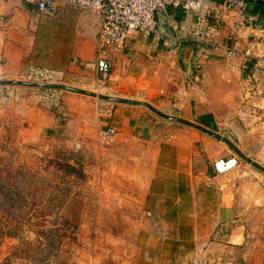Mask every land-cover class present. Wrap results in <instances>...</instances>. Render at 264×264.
I'll use <instances>...</instances> for the list:
<instances>
[{"label": "crops", "instance_id": "1", "mask_svg": "<svg viewBox=\"0 0 264 264\" xmlns=\"http://www.w3.org/2000/svg\"><path fill=\"white\" fill-rule=\"evenodd\" d=\"M223 1L211 0L209 9L214 5L217 11L221 10ZM245 1V10L222 15L217 45L201 44L204 47L198 60L201 67L194 70L192 78L189 75L187 78L194 83L204 76L210 77V73L214 77L222 66L218 59L224 56L219 45L231 46L239 40L245 47L255 42L260 58L253 60L255 69L244 80V101L255 100L260 108V103H264V17L254 13L253 8L259 5L256 2L264 4V0ZM87 12L63 0H54L53 7L49 5L44 13L22 0L0 2V56L8 60L11 56L29 54L52 57V60L62 56L60 60L64 64L56 69L49 65L28 68L63 75L61 69L66 70L67 64L81 62V66L90 67L95 75L93 63L100 20L92 13V26H89ZM164 12L173 24L178 47L194 42L188 33L195 27L196 15L171 7ZM165 42L168 41L160 32L128 40L124 51L114 57L108 81L101 87L103 95L138 101L134 93L146 75V71L136 65L141 59L138 55L146 53L147 59L152 60L157 50L166 49ZM177 53L178 48L175 55ZM180 55L179 67L186 72L183 53ZM205 61L210 62L204 65L202 74ZM245 62L237 58L223 66L240 71ZM253 82L255 85H250ZM188 95L189 98L174 106L179 109L175 117L210 130L200 118L211 116L216 125V115L202 108L195 90ZM200 97L205 98L204 92H200ZM208 97L211 101L219 95L212 93ZM64 101L67 109L77 114L67 121L64 134L78 140L88 155L95 144L96 166L103 184L111 186L122 197L130 198L138 232L135 242L138 249L131 258L132 263L233 264L232 250L245 244L248 235L234 209L235 185L231 179L241 170H236L239 168L237 158L224 143L195 128L166 122L142 106L113 104L110 116L104 118L98 114V101L76 96H67ZM85 108H90V112ZM45 123L50 130L53 121L48 118ZM106 128L116 131L109 145L98 140V132ZM249 133L244 138V155L264 167V138L257 140L260 144L254 143ZM229 161L236 164L234 168L216 173L215 164L225 165ZM247 172L258 186V199L264 205V174Z\"/></svg>", "mask_w": 264, "mask_h": 264}, {"label": "rangeland", "instance_id": "2", "mask_svg": "<svg viewBox=\"0 0 264 264\" xmlns=\"http://www.w3.org/2000/svg\"><path fill=\"white\" fill-rule=\"evenodd\" d=\"M87 13L92 26L93 14ZM168 50H157L152 60L139 53L136 65L146 75L136 88V99L175 117L179 109L174 106L195 90L202 108L216 115L212 131L229 139L243 154L247 132L260 144L264 103L259 108L255 100L244 101L248 75L244 77L242 69H226L223 65L228 60L223 56L214 77L210 73L191 83L179 67L180 51L175 55ZM60 59L34 54L9 60L0 56V80L28 81L29 66L56 69L64 64ZM209 62L202 63V74ZM78 64L61 69L64 74L57 84L104 94L94 85L92 69ZM201 91L205 98L200 97ZM212 93L219 98L210 101ZM67 96L101 102L63 91L0 86V264H134L131 258L138 249V232L130 198L103 184L95 144L88 155L78 140L64 134L67 121L77 117L66 107ZM48 118L53 121L50 130L45 123ZM232 154L237 158L236 170H241L231 179L234 209L248 235L245 244L232 250L233 264H264V205L247 172L259 171Z\"/></svg>", "mask_w": 264, "mask_h": 264}, {"label": "built area", "instance_id": "3", "mask_svg": "<svg viewBox=\"0 0 264 264\" xmlns=\"http://www.w3.org/2000/svg\"><path fill=\"white\" fill-rule=\"evenodd\" d=\"M9 0H0L5 3ZM27 5L36 6L38 11H48V6L53 7L54 0H22ZM65 3L95 14L100 20L99 30L96 36V51L93 69L95 71V86L101 88L108 81L113 67L114 57L124 51L128 40L136 36L150 37L158 33L156 12L159 9L168 7L193 12L196 15L194 29L188 33L193 41L199 44L217 45L220 37L219 24L222 15L232 11H242L247 8L245 0H224L219 11L216 7H210L211 0H63ZM211 21V22H210ZM167 53H176L168 42L164 43ZM226 60L242 59L256 60L260 58L259 47L255 42L242 46L239 40H235L231 46L219 45ZM201 67L197 63L195 71ZM28 82L52 83L62 78L58 72L42 70L30 67L27 71ZM57 102V101H56ZM57 105V104H56ZM113 104L100 102L98 114L107 118L110 116ZM116 131L113 128L102 129L98 132V140L101 144L112 143ZM230 161L222 164H215V171L222 174L234 166L229 167ZM147 216H150L148 214Z\"/></svg>", "mask_w": 264, "mask_h": 264}, {"label": "water", "instance_id": "4", "mask_svg": "<svg viewBox=\"0 0 264 264\" xmlns=\"http://www.w3.org/2000/svg\"><path fill=\"white\" fill-rule=\"evenodd\" d=\"M259 5L264 6L262 2H256ZM156 22H157V30L161 34L165 36L167 41L173 46L178 47V43L176 41V32L173 29V24L168 19L167 15L164 12V9H159L156 12ZM178 50L183 53V63L186 66V73L189 76H192V73L194 72L196 65L198 63V60L200 59L201 53L204 51V47L196 42H192L186 45H181L178 47ZM0 86H21V87H27V88H35V89H45V90H53V91H63V92H69L74 93L81 96H87L94 99H98L103 102H107L110 104H126V105H132V106H144L149 111H151L153 114L158 116L161 119H164L169 122L178 123L184 126L195 128L196 130L202 132L203 134L207 135L210 138H213L215 140H218L222 143H224L232 152L235 153L239 158L246 161L253 169L261 172L264 174V167L260 166L256 162L252 161L251 159H248L229 139L224 138L223 136H220L216 133H214L211 130L205 129L201 126L194 125L186 120H183L178 117L169 116L167 114H164L158 110H156L154 107H152L149 104H143L138 101L134 100H128V99H122L117 98L113 96H107L103 94H99L96 92H90L86 90H82L79 88L61 85V84H48V83H37V82H28V81H10V80H0Z\"/></svg>", "mask_w": 264, "mask_h": 264}, {"label": "trees", "instance_id": "5", "mask_svg": "<svg viewBox=\"0 0 264 264\" xmlns=\"http://www.w3.org/2000/svg\"><path fill=\"white\" fill-rule=\"evenodd\" d=\"M253 11H254V13H260V15L262 17H264V7L263 6L255 5L253 8ZM241 69L243 71L242 74L244 75V77L247 75L250 76L255 69V64H254L253 60H246V62L243 63V65L241 66ZM190 77L192 78V76H190ZM200 122L203 125L207 126L210 130H215V124H214L211 116L206 115L204 117H201ZM68 168L71 169L72 171H75L74 168H72L70 166H68Z\"/></svg>", "mask_w": 264, "mask_h": 264}, {"label": "bare ground", "instance_id": "6", "mask_svg": "<svg viewBox=\"0 0 264 264\" xmlns=\"http://www.w3.org/2000/svg\"><path fill=\"white\" fill-rule=\"evenodd\" d=\"M230 167V166H229Z\"/></svg>", "mask_w": 264, "mask_h": 264}]
</instances>
